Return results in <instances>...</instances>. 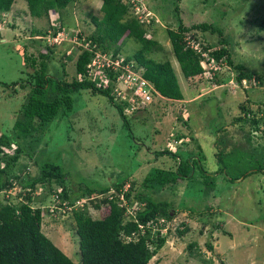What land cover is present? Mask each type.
I'll return each instance as SVG.
<instances>
[{
	"label": "rangeland",
	"instance_id": "1",
	"mask_svg": "<svg viewBox=\"0 0 264 264\" xmlns=\"http://www.w3.org/2000/svg\"><path fill=\"white\" fill-rule=\"evenodd\" d=\"M100 1L77 0L69 7L63 15L68 34L58 42L75 41L77 45L79 32H82L83 39L94 34L97 27L89 14L100 15ZM145 1L153 10L152 15L156 20L148 37L159 43L158 49L150 56L172 63L185 100L171 101L157 97L154 100L157 104H150L148 111L131 110L133 134L142 140L139 144L131 138V132L124 127L117 110L106 98L96 99L90 97L87 91L78 92L74 95V111L70 117L62 123L57 120L51 123L44 136H40V144L31 148V154L36 153L34 156L39 164L47 160L58 163L67 175V186L72 194H80L81 186L95 189L110 186L112 188L107 196L111 197L116 190L112 184L121 179H128L125 187L128 189L132 181L141 184L156 167L176 166L172 157H156L157 150L167 148L186 159L193 151L197 157L201 147L206 156L202 158L201 166L216 176L217 187L214 194L206 195L202 184L191 182L184 185L181 182L171 192L162 191L167 195L160 193L165 200L181 208L176 207V216L169 226L171 234L151 264H264V172L257 171L261 167L264 169V137L258 134L248 139L249 127L242 130L241 122L233 119V114L239 112V101L245 100V93L240 90L236 93L225 91L214 85L208 80L214 73L191 84L182 74L167 33L168 24L178 27L179 20L173 16L174 6L168 4L167 13L164 14L166 0ZM204 1L181 0L178 5L183 22L187 26L214 22L221 28L223 37L193 31L188 39L197 37L192 42L194 47L200 48L201 43L220 47L219 42L224 38L235 64H242L264 77V32L258 26L264 17V0H209L208 4ZM27 14V3L16 0L10 15L0 25L3 31L0 36V82L22 84L27 79L25 57L24 53L19 52L20 46L25 45L29 54L36 53L38 45L34 46L31 40V29L34 25L48 28L44 19H29L26 18ZM56 16L51 13L50 20L54 21ZM7 22L16 24V28L7 26ZM138 49L136 41L128 39L123 46L122 58L133 55ZM75 52L77 49L74 46L69 55ZM67 61L70 64L73 59ZM59 65L53 61L51 75L59 76ZM219 70V76L236 74V70L227 65ZM96 72L102 75L100 70ZM69 73L73 74L72 66ZM244 85L250 90L248 96L251 102L264 104V85L256 81ZM23 89L10 95L0 85V137L13 132L29 92V89ZM253 107L259 112L256 105ZM187 120L190 127L185 126ZM179 132L190 139L177 142ZM26 164L25 160H21L15 171H21L24 175ZM30 169L35 176L36 168L31 166ZM245 174L250 175L246 177ZM234 178L240 179L231 181ZM197 180L202 182L200 175H197ZM41 189L38 191L41 192ZM54 189L58 190L56 186ZM21 190L22 187L16 184L11 191L0 193V199L3 202L8 198L17 201ZM50 200H53L50 212L56 215L53 211L61 201H57L56 193L51 195ZM48 204L41 206L45 208ZM79 206L83 207L81 204ZM88 209L94 218L101 216L90 204ZM129 213L132 214L133 210L130 209ZM183 224L190 231L180 237L177 229L182 230ZM75 228L72 215L60 218L45 215L43 219L44 233L78 263L81 262L80 239ZM194 243L197 245L193 252L200 254L201 260L190 256L188 247ZM210 244L214 251L209 250Z\"/></svg>",
	"mask_w": 264,
	"mask_h": 264
},
{
	"label": "trees",
	"instance_id": "2",
	"mask_svg": "<svg viewBox=\"0 0 264 264\" xmlns=\"http://www.w3.org/2000/svg\"><path fill=\"white\" fill-rule=\"evenodd\" d=\"M23 1L28 7L26 18L44 19L48 28L34 25L31 29V40L34 46L38 45L36 53L29 54L25 45L20 46L19 52L24 53L25 57L27 79L22 84L0 82L4 92L10 95L12 92L17 94L19 89H29L12 134L0 137V193L11 191L16 184L22 187L17 201L8 198L3 202L0 199V264H151L152 259L165 246L171 234L169 226L176 216V207H180L165 200V196L160 193L165 190L171 192L181 182L184 185L191 182L202 184L206 195H211L217 187L216 176L201 166L202 158L205 159L206 156L200 146L197 157L192 150L193 153L186 159L167 148L164 151L157 150L156 157H172L176 166L156 167L141 184L132 181L128 189L125 188L128 179H121L112 184L116 190L114 194L111 193V197L107 196L112 188L110 186L98 189L81 186L80 194H72L63 168L48 160L39 164L34 156L36 153L31 154V148L42 140L40 136L51 123L56 120L62 123L70 117L74 111V95L81 91L89 92V96L96 99L106 98L117 110L124 127L131 132V138L139 144L142 140L133 134L129 113L131 110L148 111L150 104H157L154 103L157 97L171 101L185 100L172 63L150 56L159 47L157 40L148 37L156 20L152 17L149 23L141 22L128 4L120 0H101L100 15L89 14L97 27L95 33L83 39L82 32H79L77 45L75 41L59 43L58 40L62 37L60 35L68 33L63 15L74 4V0ZM180 1L166 0L167 4L163 6L166 12L163 10V13H167V5L172 4L173 16L179 20L177 28L167 25V33L182 74L193 84L214 73L208 79L214 85L225 91H243L245 100L239 101L240 109L233 114V119L241 122L242 130L249 127L248 139L260 134L264 137V104L251 102L248 96L250 90L244 85L256 81L263 86V75L246 69L242 64H235L224 38L219 42L220 47L200 42V48H195L192 42L197 37L188 39L191 32H209L222 37L223 32L214 22L187 26L181 17L178 5ZM15 2L16 0H0V25L10 15ZM204 2L208 4L210 1ZM51 13L57 15L54 21L50 20ZM7 24L16 28V24ZM258 24L260 31L264 32V17ZM77 28L79 27H75ZM2 32L0 30V36ZM128 39L136 41L139 49L133 55L122 58L123 46ZM74 46L77 52L69 55ZM61 48L64 50H60ZM69 59H73L70 64L67 61ZM54 60L60 64L59 76L51 75L50 67ZM225 65L236 70L235 76L234 73L219 76L222 73L219 69ZM71 66L73 74L69 73ZM97 69L102 75L97 74ZM131 71L150 84L149 100L124 83L123 78ZM255 105L259 112L253 107ZM184 123L190 127L188 120ZM179 134L177 142L183 143L190 139L180 132ZM21 160L27 163L24 175L21 171H15ZM31 166L36 168L35 176L30 173ZM257 171L264 172V169L261 167ZM197 175L201 176V183L197 180ZM40 187L41 192L38 191ZM53 193L57 194V201H61L53 211L56 215L50 212L53 200L49 199ZM156 194L159 195L154 197ZM102 195L105 197H98ZM45 203L49 204L43 208L41 205ZM88 204L100 212L99 218L91 215ZM130 209L133 210L132 214L129 213ZM45 215L48 218L72 215L75 231L80 239L81 262H74L44 233ZM182 226V230L177 229L180 237L190 231L186 224ZM196 245H189L190 256L201 260V255L193 252ZM208 247L210 251H214L211 244ZM202 261L205 262L204 259Z\"/></svg>",
	"mask_w": 264,
	"mask_h": 264
},
{
	"label": "built area",
	"instance_id": "3",
	"mask_svg": "<svg viewBox=\"0 0 264 264\" xmlns=\"http://www.w3.org/2000/svg\"><path fill=\"white\" fill-rule=\"evenodd\" d=\"M128 1L130 3H133L134 5L136 4L135 7L137 6L138 3L142 2L141 0H128ZM138 10L140 11V9ZM117 65H119V63H117ZM123 81L128 86L129 89H134L136 93L146 98V100L150 99L151 86L140 75L131 71L126 77L123 78Z\"/></svg>",
	"mask_w": 264,
	"mask_h": 264
},
{
	"label": "clouds",
	"instance_id": "4",
	"mask_svg": "<svg viewBox=\"0 0 264 264\" xmlns=\"http://www.w3.org/2000/svg\"><path fill=\"white\" fill-rule=\"evenodd\" d=\"M120 1H122L125 4H128L132 8L134 14L139 18V20L144 19L141 20V22L146 21L147 23H149L151 18L153 17L152 10H150V7L148 6L145 0H141L142 2L138 3L136 7H135L136 4L134 5L133 3H130L128 0H120ZM76 2L77 0H74L75 4ZM138 9H140V11ZM60 36L63 37L64 34Z\"/></svg>",
	"mask_w": 264,
	"mask_h": 264
}]
</instances>
